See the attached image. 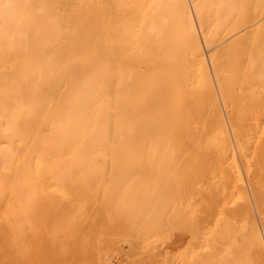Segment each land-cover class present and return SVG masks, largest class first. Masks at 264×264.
<instances>
[{
    "label": "bare ground",
    "instance_id": "bare-ground-1",
    "mask_svg": "<svg viewBox=\"0 0 264 264\" xmlns=\"http://www.w3.org/2000/svg\"><path fill=\"white\" fill-rule=\"evenodd\" d=\"M0 264H264V0H0Z\"/></svg>",
    "mask_w": 264,
    "mask_h": 264
}]
</instances>
